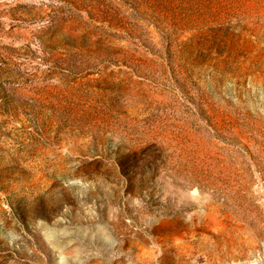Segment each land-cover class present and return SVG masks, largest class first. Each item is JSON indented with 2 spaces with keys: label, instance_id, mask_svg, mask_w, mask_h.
I'll list each match as a JSON object with an SVG mask.
<instances>
[{
  "label": "rangeland",
  "instance_id": "374dc122",
  "mask_svg": "<svg viewBox=\"0 0 264 264\" xmlns=\"http://www.w3.org/2000/svg\"><path fill=\"white\" fill-rule=\"evenodd\" d=\"M264 262V0H0V264Z\"/></svg>",
  "mask_w": 264,
  "mask_h": 264
},
{
  "label": "water",
  "instance_id": "95a60500",
  "mask_svg": "<svg viewBox=\"0 0 264 264\" xmlns=\"http://www.w3.org/2000/svg\"><path fill=\"white\" fill-rule=\"evenodd\" d=\"M244 264H264V262H250V263H244Z\"/></svg>",
  "mask_w": 264,
  "mask_h": 264
}]
</instances>
